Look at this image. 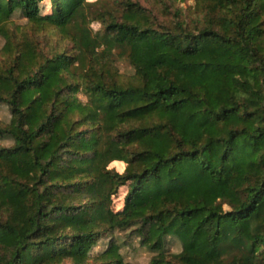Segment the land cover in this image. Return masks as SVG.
<instances>
[{"label": "trees", "instance_id": "16d2710c", "mask_svg": "<svg viewBox=\"0 0 264 264\" xmlns=\"http://www.w3.org/2000/svg\"><path fill=\"white\" fill-rule=\"evenodd\" d=\"M44 1L0 0V264H127L92 251L132 228L154 264H264V0Z\"/></svg>", "mask_w": 264, "mask_h": 264}, {"label": "rangeland", "instance_id": "374dc122", "mask_svg": "<svg viewBox=\"0 0 264 264\" xmlns=\"http://www.w3.org/2000/svg\"><path fill=\"white\" fill-rule=\"evenodd\" d=\"M96 0H87L88 3L92 4ZM143 4L148 5V3L142 0ZM179 6H183L185 9L190 8L194 5V0H182L177 2ZM52 12V5L50 0H45L43 2L42 14H50ZM11 22L14 25L18 26L16 31H18V36H26L29 34V37H34L36 31L34 30L32 24L28 23L27 18L22 16L19 12H16L11 19ZM93 33H96L101 29V24L97 20L91 21L90 24ZM10 28L13 30L15 27L12 25ZM39 32V31H38ZM43 35V31L39 32L40 46L39 48H43L44 50H48L51 46L62 47L65 46L67 48L72 47V43L63 39L60 36L52 35ZM11 49V43H7V39L0 35V74H2L3 70L6 68L9 62V50ZM116 68L120 71V73L124 75H129L133 73V69L129 62L124 58H118L115 61ZM81 100L86 101L87 96L84 91H79L78 93ZM11 118L9 106L6 104H0V121L4 124L9 123ZM13 143L10 137H1L0 145L1 146H10ZM111 167H115L119 172L124 170L123 166L118 162H113L110 164ZM127 192V187L122 186L119 191L113 196L112 207L115 210H119L124 205V197ZM111 242H116L119 248L120 254L123 256V261L127 264H154V258L158 256V251H153L149 247L141 244V237L135 228L120 231L116 230L112 233H109L104 239L99 241L98 245L94 247L92 251V255H99L103 251H105L110 245ZM181 244L178 240L169 238L166 245V253L165 255L169 258L171 254L179 253L181 251Z\"/></svg>", "mask_w": 264, "mask_h": 264}]
</instances>
